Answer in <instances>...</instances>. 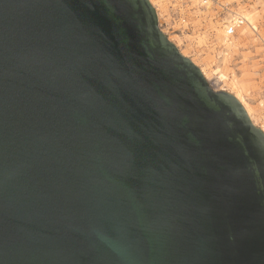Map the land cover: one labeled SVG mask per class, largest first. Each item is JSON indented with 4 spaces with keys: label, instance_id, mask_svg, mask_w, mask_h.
<instances>
[{
    "label": "water",
    "instance_id": "obj_1",
    "mask_svg": "<svg viewBox=\"0 0 264 264\" xmlns=\"http://www.w3.org/2000/svg\"><path fill=\"white\" fill-rule=\"evenodd\" d=\"M0 264H264V133L148 0H0Z\"/></svg>",
    "mask_w": 264,
    "mask_h": 264
},
{
    "label": "rangeland",
    "instance_id": "obj_2",
    "mask_svg": "<svg viewBox=\"0 0 264 264\" xmlns=\"http://www.w3.org/2000/svg\"><path fill=\"white\" fill-rule=\"evenodd\" d=\"M151 6L168 41L206 72L213 91L238 93L251 112V123L262 131L264 0H153ZM240 15L246 20L228 35Z\"/></svg>",
    "mask_w": 264,
    "mask_h": 264
},
{
    "label": "bare ground",
    "instance_id": "obj_3",
    "mask_svg": "<svg viewBox=\"0 0 264 264\" xmlns=\"http://www.w3.org/2000/svg\"><path fill=\"white\" fill-rule=\"evenodd\" d=\"M151 4H153V0H148ZM150 4V5H151ZM247 15V14H246ZM241 19H242V21L241 22H238L239 21V18L238 19H235V22L234 23H232V25H235V24H237V23H243V20H246L245 18H246V16H243V15H240L239 16ZM239 26V25H238ZM254 27V26H253ZM227 28V27H226ZM254 29V28H253ZM244 32V31H243ZM226 34V33H225ZM199 71H201L200 73H201V75L203 76V78H205L206 79V72H204V70H202V69H200ZM238 102H239V104L242 106V108L244 109V111H245V113H246V115L248 116V118L249 119H252V117H251V112H250V110L244 105L245 103L244 102H242V98H241V96L237 93V94H235V96H233ZM241 102V103H240ZM262 132H264V129H262Z\"/></svg>",
    "mask_w": 264,
    "mask_h": 264
},
{
    "label": "built area",
    "instance_id": "obj_4",
    "mask_svg": "<svg viewBox=\"0 0 264 264\" xmlns=\"http://www.w3.org/2000/svg\"><path fill=\"white\" fill-rule=\"evenodd\" d=\"M242 20H239L238 22H241ZM242 23H237L238 25H241ZM236 25L230 26L228 29V35H232L234 33L235 28L237 27Z\"/></svg>",
    "mask_w": 264,
    "mask_h": 264
}]
</instances>
